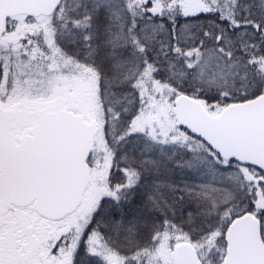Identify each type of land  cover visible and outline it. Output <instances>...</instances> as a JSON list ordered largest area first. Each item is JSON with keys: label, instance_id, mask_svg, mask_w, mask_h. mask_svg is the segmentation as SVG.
Masks as SVG:
<instances>
[{"label": "snow or ice", "instance_id": "snow-or-ice-1", "mask_svg": "<svg viewBox=\"0 0 264 264\" xmlns=\"http://www.w3.org/2000/svg\"><path fill=\"white\" fill-rule=\"evenodd\" d=\"M0 264H264V0H0Z\"/></svg>", "mask_w": 264, "mask_h": 264}]
</instances>
